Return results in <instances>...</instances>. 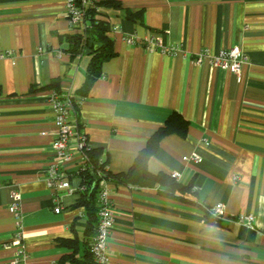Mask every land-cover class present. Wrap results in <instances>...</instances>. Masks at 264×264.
I'll use <instances>...</instances> for the list:
<instances>
[{"label": "crops", "instance_id": "crops-1", "mask_svg": "<svg viewBox=\"0 0 264 264\" xmlns=\"http://www.w3.org/2000/svg\"><path fill=\"white\" fill-rule=\"evenodd\" d=\"M113 1L118 7L102 10L114 56L76 116L88 146L103 149L110 173L121 176L109 183V264H264V0ZM76 34L63 0H0V264L17 251L12 191L21 198L25 264H57L70 253L61 240L76 238L78 257L92 243L76 192L79 153L62 161L52 151L50 95L76 97L87 75L89 56L69 41ZM144 40L158 45L147 50ZM234 46L244 57L239 79L212 62ZM172 113L187 133L161 139L147 178L132 169L135 158ZM193 155L199 163L183 161ZM54 161L75 189L57 192L58 214L47 182ZM172 173L187 190L152 177ZM217 204L219 221L204 212ZM240 215L253 216L249 227Z\"/></svg>", "mask_w": 264, "mask_h": 264}, {"label": "built area", "instance_id": "built-area-1", "mask_svg": "<svg viewBox=\"0 0 264 264\" xmlns=\"http://www.w3.org/2000/svg\"><path fill=\"white\" fill-rule=\"evenodd\" d=\"M65 5L66 19L72 30H79L81 34L89 28L88 9L96 7L100 0H63ZM127 44H135L132 37H124ZM147 50H154L157 47V40H144ZM206 54L201 52L196 57L199 62ZM5 54L0 53V58ZM213 64L220 68L230 71L238 79L240 77L242 65L244 64L243 54L237 46L221 51L217 56L212 58ZM51 109L54 114V124L56 127V135L52 142V151L57 160L69 161L71 159V151L74 149L79 153L80 166L77 173L83 168L88 160L86 151L91 148L87 144V137L79 130L76 123L75 106L81 105L82 98L74 97L69 93L56 92L50 95ZM74 142V146L71 143ZM184 162L192 161L199 163L198 156H186ZM176 173L171 174L172 179H177ZM47 182L49 189L57 197L54 199V212L58 214L61 210L59 205L58 191L66 194H73L75 189L69 184L68 177L61 173L59 162H52L47 169ZM109 183L103 182L97 195V225L92 239L90 252L92 254V264H109L108 257V240L110 231L114 223L113 205L109 193ZM11 203L9 212L15 220V236L14 242L17 244V251L10 264H25L27 253L22 243L21 223H20V204L21 198L17 191L11 192ZM209 215L215 220L224 219V206L217 204L207 209ZM237 222L243 226L249 227L253 222L252 215H240ZM264 233V229L261 230Z\"/></svg>", "mask_w": 264, "mask_h": 264}, {"label": "trees", "instance_id": "trees-1", "mask_svg": "<svg viewBox=\"0 0 264 264\" xmlns=\"http://www.w3.org/2000/svg\"><path fill=\"white\" fill-rule=\"evenodd\" d=\"M118 7L116 2L113 0L103 1L100 0L96 7H91L88 9V20L90 23L89 28L84 34H76L69 38L72 45V52L76 55L84 53L89 56V62L87 66V75L85 78L84 85L82 89L76 94V97L85 98L89 93L92 84L100 76V66L101 64L112 58L114 52L112 49V40L109 37V32L111 31V24L103 12L102 7ZM128 19L134 17L133 14L127 15ZM55 87L54 85H52ZM56 92H60L58 89ZM79 106H75V113L77 116ZM77 119V118H76ZM188 122L179 114L172 113L168 116L164 124L157 129L149 138L146 146L141 150L135 158L132 169H141L143 175L147 178L151 176L147 170L148 159L156 152L158 149L161 139L168 135H178L180 137H185L188 128ZM88 160L83 166V168L77 173L81 183L76 191L79 194L78 205L86 207L87 213L90 220L89 224L91 226V234L96 229L97 225V195L99 189L103 182L112 183L115 180H119L121 176L112 175L108 169L107 156L101 148H88L86 151ZM162 185L168 186L170 189H175L179 191L187 190V187L181 186L172 179L170 176L166 177L163 175L152 176ZM190 190V189H189ZM205 215L211 217L204 210ZM212 218V217H211ZM215 220V219H214ZM219 221V220H217ZM62 246L70 250L68 255L62 257L57 264H92V254L90 252L91 245L85 244V249L83 255L78 257V241L76 238L71 240H61Z\"/></svg>", "mask_w": 264, "mask_h": 264}]
</instances>
